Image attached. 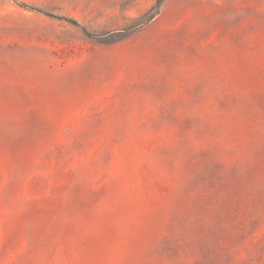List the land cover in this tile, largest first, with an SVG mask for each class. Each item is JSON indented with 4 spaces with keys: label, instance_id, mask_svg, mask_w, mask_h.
I'll list each match as a JSON object with an SVG mask.
<instances>
[{
    "label": "rangeland",
    "instance_id": "1",
    "mask_svg": "<svg viewBox=\"0 0 264 264\" xmlns=\"http://www.w3.org/2000/svg\"><path fill=\"white\" fill-rule=\"evenodd\" d=\"M0 264H264V0H0Z\"/></svg>",
    "mask_w": 264,
    "mask_h": 264
},
{
    "label": "trees",
    "instance_id": "2",
    "mask_svg": "<svg viewBox=\"0 0 264 264\" xmlns=\"http://www.w3.org/2000/svg\"><path fill=\"white\" fill-rule=\"evenodd\" d=\"M22 5H23L24 7H27L28 9H30V10H32V11L42 12V13H47V12H44L43 10L37 8V7L27 6V5H25V4H22ZM70 21H71L72 24H74V25L80 27V28L82 29V31H83L86 35H88V36H94V34H92L91 32H88V31L86 30V28H84L83 26H80V24H79L77 21H75V20H70Z\"/></svg>",
    "mask_w": 264,
    "mask_h": 264
}]
</instances>
